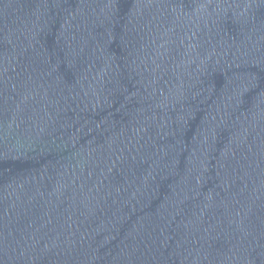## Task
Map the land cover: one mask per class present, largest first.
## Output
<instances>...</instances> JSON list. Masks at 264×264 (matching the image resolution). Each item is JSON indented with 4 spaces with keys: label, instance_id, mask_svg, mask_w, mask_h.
I'll list each match as a JSON object with an SVG mask.
<instances>
[{
    "label": "water",
    "instance_id": "obj_1",
    "mask_svg": "<svg viewBox=\"0 0 264 264\" xmlns=\"http://www.w3.org/2000/svg\"><path fill=\"white\" fill-rule=\"evenodd\" d=\"M0 264H264V0H0Z\"/></svg>",
    "mask_w": 264,
    "mask_h": 264
}]
</instances>
